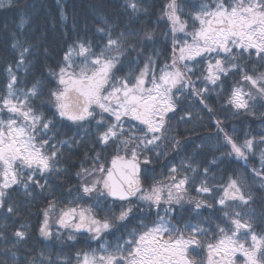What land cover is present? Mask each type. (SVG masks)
I'll use <instances>...</instances> for the list:
<instances>
[{
	"label": "snow or ice",
	"instance_id": "6c2138e0",
	"mask_svg": "<svg viewBox=\"0 0 264 264\" xmlns=\"http://www.w3.org/2000/svg\"><path fill=\"white\" fill-rule=\"evenodd\" d=\"M124 6L132 15L147 11L139 0H124ZM194 8L185 16L182 0H167L163 5L161 19L169 25L166 36H171V56L170 63L164 62L158 70L154 56H148L138 74H115L125 54V33L114 35V25L96 28L103 41L98 51H94L90 39L70 44L61 63L49 69L56 82L48 95V103L55 109L50 119L32 104L41 97L39 80L26 91L18 88L17 73L27 74L32 64L31 48L14 40L12 48L18 50V56L15 64L5 69L7 83L4 94H0V210L6 213V219L18 214L17 206L9 202L12 191L22 190L24 196L31 197L39 189L48 194L38 228L42 238L60 239L59 229H66L70 230V241L75 239L74 233L80 232L101 241L98 249L78 251L75 264H264V233L255 231L251 216L245 219L241 211L227 210L231 207L229 201L250 206L254 200V195L246 194L237 179L229 177L226 184L209 186L210 165L202 168L203 178L195 191L204 197L218 191L219 196L213 200L220 205L227 222L217 224L211 234L199 224L185 225L181 230L172 226L169 219L171 205L185 200L188 186L201 171L191 159L183 161L180 168L172 166L163 179L154 180L148 188L141 183V165L152 163L147 153L161 155L157 151L159 142L169 114L176 112L181 97L197 100L211 113L207 95L223 94L225 79L238 74L240 81L230 89L224 101L226 107L236 113H250V101L257 96L264 98V71H257L255 66L264 62V0H200ZM61 18L66 19L63 12ZM23 23L22 20L21 27ZM145 38L151 40L152 33H146ZM141 54L138 52L137 56ZM253 57L250 74L242 61H252ZM245 85L249 86L247 90ZM185 115L190 117L191 113ZM56 117L72 123L94 119L101 151L109 146L115 150L107 167L100 152L91 157L90 167L81 165L77 193L66 202L57 200L49 184L51 174L63 171L59 167V150L50 143L49 133L58 123ZM214 124L226 149L222 155L246 162L256 148V137L237 143L225 131L223 121L215 119ZM258 143L264 147V135ZM174 146L178 147L179 141H174ZM260 162L261 167L252 172L264 188V150L260 152ZM216 163V158L210 162ZM93 194L96 208L101 210L100 197L127 202L121 205L116 222L126 221L134 207L139 211L146 207L149 213L155 209L156 220L151 226L141 220L139 228H133L122 243L113 247L102 241L103 234L114 227L109 210L99 217L91 205L85 207L82 203ZM193 199L196 209L213 206L207 199ZM162 204L169 206L163 209L164 215L160 214ZM53 217L58 229L55 234L51 227ZM13 235L15 244L28 238L24 230H16ZM0 239H5L3 233ZM197 249L205 253L199 261ZM32 264L53 261L41 252L39 260L34 259Z\"/></svg>",
	"mask_w": 264,
	"mask_h": 264
},
{
	"label": "trees",
	"instance_id": "16d2710c",
	"mask_svg": "<svg viewBox=\"0 0 264 264\" xmlns=\"http://www.w3.org/2000/svg\"><path fill=\"white\" fill-rule=\"evenodd\" d=\"M166 2L167 0H139L147 11L132 15L126 10L124 0H0V94H4L7 83L5 69L10 64L14 65L18 56V50L13 49L12 44L14 40H20L25 46H30L29 58L32 64L27 74L23 71L17 73L20 77L18 88L26 91L39 80L41 97L33 100L32 104L46 119L52 118L55 109L48 103V95L50 89L56 87V82L49 75V69L56 68L61 63L67 47L78 39L92 40L94 51H98L103 43L101 34L96 32V28L100 26L114 25V35L125 33V54L121 56V62L114 70L117 76L138 74L148 56H154L158 70L164 62L170 63L171 56V36H166L169 25L166 19H161V11ZM199 3L200 0H182L185 16L194 11V6ZM61 12L66 19L61 18ZM22 20L24 23L21 27ZM146 33H152L151 40L145 38ZM132 48H135V51H132ZM138 52L142 54L137 56ZM254 62L255 57L252 61H242L250 74ZM255 66L257 71H264V62L256 63ZM196 71L199 74V67ZM239 81L238 74L232 75L224 81L226 91L223 94L217 96L216 92H212L207 95L206 102L213 109L211 113L197 100L181 97L177 102L176 112L169 114L170 119L162 141L159 142L157 151L161 155L149 152L147 155L152 163L141 165L144 188L150 187L154 180L163 179L172 166L180 168L185 160L191 159L194 166H200L201 171L188 186L185 200L180 204L171 205L173 211L168 215L172 226L176 228L184 230L185 225L199 224L210 230L211 234L217 224L227 223L220 205L213 200V197H218L220 193L214 191L211 197H204L195 191L203 178V166L210 165L209 186L226 184L231 177L240 182L246 194L251 192L254 195L250 206L229 201L231 207L227 210L241 211L245 219L251 216L255 231L258 234L264 233V188L260 187L258 178L252 172L253 168L261 167L260 152L264 150L258 143L260 136L264 135V98L257 96L250 101V113H236L226 107L224 101L230 89ZM248 87L245 85L246 90ZM186 112L191 113V116L185 115ZM181 116L184 119H181ZM215 119L223 121L225 131L233 136L237 143H242L246 137H256V148L249 154L246 162L222 155L226 149L222 135L217 134ZM56 120L58 123L55 129L49 133L52 137L50 143L55 144L59 150V167L63 171L51 174L49 184L57 200L66 202L77 193L81 183L77 173L81 165L90 167L91 157L95 152H100L101 161L107 167L115 150L109 146L101 151V145L96 142L99 129L94 119L81 123L60 120L59 117H56ZM174 141H179L178 147L174 146ZM214 158L217 163L210 164ZM189 175L191 176V173ZM193 198L207 199L213 206L196 209ZM47 200L48 194L41 193L39 189H36L31 197L24 196L22 190L11 192L9 202L17 206L18 214L6 219V213L0 210V233L5 237L0 239V264H32L34 259L39 260L41 252L46 257H51L53 264H75V254L78 251L93 250V240L83 233L74 234L75 239L71 241L67 239L69 231L61 232L60 239L45 240L39 235L41 209L47 206ZM110 202L111 206L105 204L101 208L109 210L108 215L113 220L114 227L110 234L102 237V241L113 247L117 242L122 243L133 228H139L141 220L149 226L156 220L155 209L149 213L146 207L144 211L134 207L133 213L126 221L116 222L115 216L119 215L121 205H126L127 202ZM82 203L85 207L91 205L99 217L105 215L104 210L93 206V197H85ZM166 207L169 206L161 205V215H164L163 209ZM53 223L52 220L51 227L55 234L58 229L53 227ZM16 230L26 231L28 238L15 244L13 233ZM196 251L199 253V261L205 253L199 249Z\"/></svg>",
	"mask_w": 264,
	"mask_h": 264
},
{
	"label": "flooded vegetation",
	"instance_id": "af4514ba",
	"mask_svg": "<svg viewBox=\"0 0 264 264\" xmlns=\"http://www.w3.org/2000/svg\"><path fill=\"white\" fill-rule=\"evenodd\" d=\"M101 201H103V204L101 205V207H104L105 204L108 205V206H111V199L110 198H105V197H100L99 198ZM97 203V200L95 198V194H93V206L96 205ZM113 228L109 231V232H106L103 234L107 236V234H110L112 232ZM60 232H65V229H59ZM80 233H86V232H80ZM76 234H79V233H76ZM88 234V233H87ZM102 236V237H103ZM100 241H95L93 240V249H98V245H99Z\"/></svg>",
	"mask_w": 264,
	"mask_h": 264
},
{
	"label": "rangeland",
	"instance_id": "374dc122",
	"mask_svg": "<svg viewBox=\"0 0 264 264\" xmlns=\"http://www.w3.org/2000/svg\"><path fill=\"white\" fill-rule=\"evenodd\" d=\"M52 220L54 221V223H53L54 226L53 227L57 228V225L55 224V217H53Z\"/></svg>",
	"mask_w": 264,
	"mask_h": 264
},
{
	"label": "water",
	"instance_id": "95a60500",
	"mask_svg": "<svg viewBox=\"0 0 264 264\" xmlns=\"http://www.w3.org/2000/svg\"><path fill=\"white\" fill-rule=\"evenodd\" d=\"M141 183H142V181H141Z\"/></svg>",
	"mask_w": 264,
	"mask_h": 264
}]
</instances>
